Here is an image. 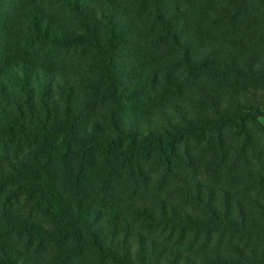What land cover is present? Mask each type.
<instances>
[{
    "label": "trees",
    "instance_id": "1",
    "mask_svg": "<svg viewBox=\"0 0 264 264\" xmlns=\"http://www.w3.org/2000/svg\"><path fill=\"white\" fill-rule=\"evenodd\" d=\"M263 118L264 0H0V264H264Z\"/></svg>",
    "mask_w": 264,
    "mask_h": 264
},
{
    "label": "rangeland",
    "instance_id": "2",
    "mask_svg": "<svg viewBox=\"0 0 264 264\" xmlns=\"http://www.w3.org/2000/svg\"><path fill=\"white\" fill-rule=\"evenodd\" d=\"M59 62L60 63H64V64H67L68 66H71L72 64H76V62L71 59L70 57L68 56H62L60 59H59ZM77 65V64H76ZM75 66V65H74ZM260 122L264 125V118L263 119H260ZM163 125L161 121L158 122V126H161ZM152 127L151 124H149L147 121H143L141 120L140 123H139V132H147L149 130V128ZM137 129V127H136ZM6 163L10 166H13L15 164L14 161L10 160V161H6ZM12 243L15 245V247L17 248H22L23 246V242L19 239V238H12Z\"/></svg>",
    "mask_w": 264,
    "mask_h": 264
}]
</instances>
